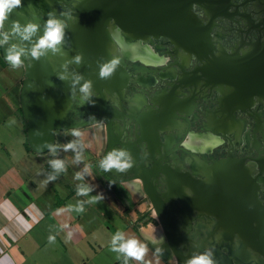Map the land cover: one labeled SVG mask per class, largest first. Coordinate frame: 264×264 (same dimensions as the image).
<instances>
[{
	"label": "flooded vegetation",
	"instance_id": "af4514ba",
	"mask_svg": "<svg viewBox=\"0 0 264 264\" xmlns=\"http://www.w3.org/2000/svg\"><path fill=\"white\" fill-rule=\"evenodd\" d=\"M64 1L72 6L78 0ZM36 9L39 15L48 16ZM57 11L63 13L60 8ZM192 11L209 30L208 58L204 54L200 58L195 51L176 45L167 36L127 38L118 24L112 22L107 26L109 47L127 69L129 79L121 96L109 91L102 105V113L111 122H97L101 135L99 164L115 146L117 152L130 151L134 161L131 169L119 172L113 168L110 174L102 170L109 180L126 182L130 189L144 193L147 205L136 224L148 217L157 222L139 175L147 177L148 190L158 202L164 203L166 210L178 212L187 203L176 196L173 183L180 182L182 193L189 197L187 192L191 188L180 175L189 173L203 184H210L216 162L222 159L233 166V188L237 194L233 211L253 214L256 209L257 214H264V0H195ZM143 45L145 50L141 52ZM209 59L231 63L233 84H212L206 71ZM92 91L90 99L95 103L81 104L80 92L68 111L69 119L79 121L99 116L101 110L95 105L100 99ZM232 93L233 116H228L222 98ZM158 118L166 120L163 129L157 128L161 123ZM215 118H227L230 131L224 133L217 128ZM191 134L198 136L197 145L186 143ZM107 139L111 143L108 151ZM191 193L190 198H202ZM169 198L173 199L171 205ZM193 212L196 218L187 228L195 234L202 231L201 237L209 239L208 234L214 231L211 241L213 245L217 238L219 264H264V223L263 232L250 235V240L237 230L230 240L218 235L216 213L200 206ZM256 225L253 221V226ZM163 240L164 235L154 242ZM172 264H176L174 259Z\"/></svg>",
	"mask_w": 264,
	"mask_h": 264
},
{
	"label": "water",
	"instance_id": "95a60500",
	"mask_svg": "<svg viewBox=\"0 0 264 264\" xmlns=\"http://www.w3.org/2000/svg\"><path fill=\"white\" fill-rule=\"evenodd\" d=\"M194 1L78 0L71 6L67 5L64 0H22L24 6L14 9L5 23V29H1L4 34L1 52L5 60V50L10 54L23 52L21 60L25 63L19 102L25 122L27 143L31 150L36 153L49 150L55 142L56 130L79 128L103 120L111 122L102 113V105L106 102L109 91H116L121 96L123 88L127 85L129 73L120 63L110 79L99 78V63L115 56L109 47L111 37L107 26L110 23L118 24L125 35L129 36L127 38L139 37L145 40L150 35L157 38L167 36L176 45L188 51H195L200 58L202 54L208 58L206 52L211 46L209 30L201 25L192 11ZM29 4L32 6L28 7ZM37 7L44 14L55 12L58 18L62 20L66 18L68 27L65 30L64 40L55 46V52L53 49L42 50L45 54L39 60H34L31 56L33 46L43 36L45 21L49 18L47 15H39ZM57 8L67 15L61 16ZM13 20L18 21L19 27H11ZM26 23L39 25L37 32L28 39H24L27 35L24 32ZM78 53L83 54V60L79 64L75 62ZM221 62L223 61L220 59H209L206 71L210 76V81L212 84L219 82L233 84L231 63ZM61 75L64 77L63 80L59 78ZM80 76L93 81V90L98 93L100 99L95 106L101 111H98L99 116L74 121L68 118V111L73 99L79 96L80 87L84 83V79H79ZM76 80H79V83L73 84ZM29 84L32 85L31 88ZM70 89L75 98L71 96ZM222 99L224 103L222 107L229 110L227 115L233 116V93L226 94ZM158 120L161 123L157 128L163 129L166 120L162 118ZM213 123L217 124L219 126L217 128L224 133L230 131L231 125L227 118H215ZM107 138H109V133H107ZM107 141L109 148H106V151L111 147L110 140L107 139ZM113 149H117V146ZM119 150L121 149H118V152ZM106 172L110 174V171ZM214 173L213 182L210 184H203L189 173L180 175L191 188V192L202 198L195 200L185 197L179 186L180 182L173 183L176 196L187 203L181 206L178 212L171 209L166 210L164 203L158 202L148 190L147 177L139 175L145 194L154 206L155 218L161 227V236H165V240L161 243L149 240L151 247L161 257L174 258L176 264H186L193 256L214 246L213 258L217 260L216 254L219 252L217 238L213 245L211 241L215 235L214 231L211 230L208 234L211 238L209 239L201 237L202 231H196L195 234L187 228L196 218L193 209L199 206L210 213H216L218 219L216 230H218V235L223 234L226 239L233 240V231L236 230L247 240H250V235L252 237L263 232L264 214H257L256 209L253 214H240L233 211L235 209L233 199L237 197V194L233 188V166L229 160L217 161ZM169 201L171 205L173 199L169 198ZM198 201L201 202L198 204ZM177 214L182 216L178 217ZM206 221L209 220L206 218ZM253 221L257 222V227L253 226Z\"/></svg>",
	"mask_w": 264,
	"mask_h": 264
},
{
	"label": "crops",
	"instance_id": "0c3cea01",
	"mask_svg": "<svg viewBox=\"0 0 264 264\" xmlns=\"http://www.w3.org/2000/svg\"><path fill=\"white\" fill-rule=\"evenodd\" d=\"M3 37L0 29V260L7 257L4 264H125L124 255L111 250L119 233L124 239L116 247L129 239L147 245L142 262L129 258L127 264H172V259L151 247L143 232L148 225L129 222L91 167L74 164V154L82 151L28 149L19 102L23 66L13 68L4 59ZM55 161L62 163L60 169L53 166ZM81 167L91 174L82 176ZM80 190L86 194H78ZM98 195L103 199L93 202ZM50 236L55 237L52 243Z\"/></svg>",
	"mask_w": 264,
	"mask_h": 264
},
{
	"label": "clouds",
	"instance_id": "9594fccd",
	"mask_svg": "<svg viewBox=\"0 0 264 264\" xmlns=\"http://www.w3.org/2000/svg\"><path fill=\"white\" fill-rule=\"evenodd\" d=\"M24 5L22 4V0H0V29H5V23L9 20L10 14L13 12L16 8H21ZM32 5L29 4L28 7H31ZM67 15L66 13H61V16ZM48 19L45 21V28H44V34L42 37H40L35 45L33 46L31 56L34 60H39V58L44 55L45 53L42 50L45 49H53V51H56V45L60 44L65 36H66V28L68 25L66 22L60 18H58L55 14V12H50L48 14ZM69 19H72V17H69ZM115 19V18H112ZM11 27L17 28L19 27L18 21L13 20L11 22ZM39 28L38 24L35 23H26L24 25V32L27 33V35L24 37V39H28L29 36L36 33ZM6 60L11 64L13 68H19L22 67L25 63V61L21 60V55L23 52H18L16 54H10L7 50H5ZM83 60V54L78 53L75 57L76 63H81ZM120 65V58L118 56H113L111 59L99 63V78L100 79H110L116 72L118 66ZM31 63H29V67H31ZM61 80L64 79V77L61 75L59 77ZM79 79H84L83 85L80 87V92L82 93L80 97L81 104H84L85 102L89 104H94L95 101H92L90 98L93 95V81L90 79H85L83 76H80ZM79 83V80L73 81V84ZM29 87L31 88L32 85L29 84ZM70 94L73 98L74 93L70 89ZM73 135H80V132L78 130L72 131ZM67 147H72V144L69 143ZM127 156V159H122V157ZM134 161L133 157L129 150L127 149H121L119 152H117L115 149L110 151L108 155L102 160L101 167L105 171H111L113 168H115L119 172H124L128 169H131L133 167ZM53 166L57 169H60L62 167V163L60 161H55L53 163ZM78 194H86L84 190H80ZM188 196L190 197L192 195L191 191L189 190L187 192ZM98 199H103L102 195H98L97 197H93L92 200L95 202ZM80 211H83V208H80ZM71 235V234H70ZM123 236L121 234H117L113 237L112 245L113 247L111 250L113 252L122 253L125 257V264H127V259H134L136 261H143L148 249L147 245L140 244L138 240L136 239H129L125 242H122L119 244V247H116L117 241H123ZM55 241L54 236L49 237V242L52 243ZM239 244V240L237 238V245ZM214 246L212 248L205 249L204 252L193 256L190 260L186 262V264H218L217 260H214ZM7 260V257H5L3 260H0V264H4V261Z\"/></svg>",
	"mask_w": 264,
	"mask_h": 264
},
{
	"label": "rangeland",
	"instance_id": "374dc122",
	"mask_svg": "<svg viewBox=\"0 0 264 264\" xmlns=\"http://www.w3.org/2000/svg\"><path fill=\"white\" fill-rule=\"evenodd\" d=\"M98 126V123H94L79 128L56 130V139L52 147L66 148L67 145L71 143L72 147L67 148H78L79 151H82L80 154H74V164L78 167L82 163H87L98 180L102 181L109 189L113 197V204L129 222L135 223L136 219L140 217L141 212L146 207L147 204L144 201L147 202V199L143 197V192L130 189L129 186L126 185V182H113L104 175L102 167L99 164L101 135L97 129ZM74 129L78 130L80 135H73L72 131ZM141 224H143V226L147 224L157 225V222L153 218L148 217L142 219L138 223L139 226ZM152 241H154V239Z\"/></svg>",
	"mask_w": 264,
	"mask_h": 264
},
{
	"label": "bare ground",
	"instance_id": "6f19581e",
	"mask_svg": "<svg viewBox=\"0 0 264 264\" xmlns=\"http://www.w3.org/2000/svg\"><path fill=\"white\" fill-rule=\"evenodd\" d=\"M144 50H145V46L143 45L140 47V51L143 52ZM142 59H144L145 61H149L148 58H145V57H143ZM197 137H198L197 135L191 134V136H189L186 143L191 144V145H197V142H196ZM143 232L151 240L153 239L156 240L162 234L161 227L158 225H154V224H149L147 227H144Z\"/></svg>",
	"mask_w": 264,
	"mask_h": 264
},
{
	"label": "built area",
	"instance_id": "2783aa9c",
	"mask_svg": "<svg viewBox=\"0 0 264 264\" xmlns=\"http://www.w3.org/2000/svg\"><path fill=\"white\" fill-rule=\"evenodd\" d=\"M80 172H81L82 176H84V177H87L88 175L91 174V173L89 174L88 169L86 167H81Z\"/></svg>",
	"mask_w": 264,
	"mask_h": 264
},
{
	"label": "trees",
	"instance_id": "16d2710c",
	"mask_svg": "<svg viewBox=\"0 0 264 264\" xmlns=\"http://www.w3.org/2000/svg\"><path fill=\"white\" fill-rule=\"evenodd\" d=\"M27 147H28L29 150H31V148L29 147L28 143H27Z\"/></svg>",
	"mask_w": 264,
	"mask_h": 264
}]
</instances>
